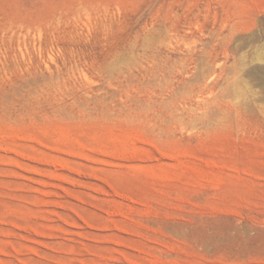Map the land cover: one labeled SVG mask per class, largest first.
<instances>
[{
	"label": "rangeland",
	"instance_id": "1",
	"mask_svg": "<svg viewBox=\"0 0 264 264\" xmlns=\"http://www.w3.org/2000/svg\"><path fill=\"white\" fill-rule=\"evenodd\" d=\"M0 264H264V0H0Z\"/></svg>",
	"mask_w": 264,
	"mask_h": 264
}]
</instances>
